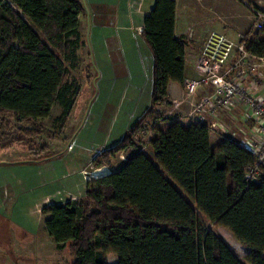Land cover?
I'll return each instance as SVG.
<instances>
[{"label":"trees","instance_id":"1","mask_svg":"<svg viewBox=\"0 0 264 264\" xmlns=\"http://www.w3.org/2000/svg\"><path fill=\"white\" fill-rule=\"evenodd\" d=\"M175 3L154 0L143 19L152 106L169 102L171 81L185 80L186 41L175 35ZM82 11L80 0H0V148L21 140L10 129L41 132L40 120L56 102L62 110L57 120L71 114L80 86L70 72L85 45ZM247 47L264 55V30ZM153 115L162 117L148 109L117 144L95 155L93 166L110 165ZM163 121L153 127L150 154L136 151L116 170L87 180L80 198L42 207L54 244L68 243L70 264H106V252L118 255L117 264H264V174L254 183L244 179L255 155L227 137L212 148L204 123ZM200 214L246 246L244 258L205 227Z\"/></svg>","mask_w":264,"mask_h":264},{"label":"crops","instance_id":"2","mask_svg":"<svg viewBox=\"0 0 264 264\" xmlns=\"http://www.w3.org/2000/svg\"><path fill=\"white\" fill-rule=\"evenodd\" d=\"M93 1L95 0H92V3H94ZM102 1H104L103 4L99 6L102 7L104 13L98 17L93 15L95 19L90 25L94 26L96 31L101 26L112 30L116 49H110L104 40L97 43L99 45L98 56L100 57L98 60L95 59V66L99 71V76L96 78L98 80V92L91 105L94 107L97 102H100L101 86L106 91L105 94H108L107 103L98 104L99 107L95 110L94 118L89 119L92 114L87 115L82 127L76 131L74 138L70 139L73 149L67 150L66 145L62 151L53 156L29 160L32 169L23 177H17L15 180L0 179V188L15 186V190H17L18 187L16 186H19L18 198L14 199L16 203L11 208L17 209V213L26 220L24 231L33 235H35L36 226L41 224V221L44 232H46L44 221L49 215L42 214L37 207L39 205L41 207L46 206L43 203L44 194L49 195L57 190L65 189L67 193L76 195L85 191L87 180L109 173L110 171L103 172L102 169V173L83 177V173H79V169L86 163L91 164L94 155L121 138L143 116L151 103L152 56L146 43H144L141 30L143 19L153 8L154 0H137L139 1L138 12L129 6L131 0ZM226 1L228 0H175V35L184 36L186 41L185 79L197 78L194 63L200 55L199 52L206 38V33L211 31L212 27L223 30L226 35L229 32L231 35L232 28L243 29L242 10L237 9L234 3L228 4ZM138 28L141 30L137 31ZM121 30L125 34L121 36L119 33L120 36H117V32ZM230 35L227 36L230 37ZM235 38L237 36L233 39ZM129 47L132 49L128 50ZM129 57L134 58V61L130 63L127 60ZM134 64L136 66L133 68ZM131 69L134 70V75L136 73L140 78L139 81L132 80ZM259 71L264 74V68ZM128 74L131 76H127ZM166 91H168V105L171 108H189L188 101L190 100H187L184 95L183 84L171 81ZM110 104L112 107L108 110L107 107ZM221 115L226 116V122L230 124L233 122L242 123L237 124L239 126L236 127L234 136L230 138L245 147L250 140L253 121L248 119L244 108L236 106ZM221 115L208 118V122L222 121L225 125ZM85 129L88 130L87 133H84ZM210 131H213L209 138L213 148L221 140V137H218L215 130L211 129ZM10 161L1 160L3 166L0 168L3 170L10 168ZM91 171L93 170H88V173ZM1 198L0 194V203L2 202ZM45 234L46 238L54 244L48 233ZM33 245L36 249V244Z\"/></svg>","mask_w":264,"mask_h":264},{"label":"rangeland","instance_id":"3","mask_svg":"<svg viewBox=\"0 0 264 264\" xmlns=\"http://www.w3.org/2000/svg\"><path fill=\"white\" fill-rule=\"evenodd\" d=\"M93 2L94 3H92V0H80V3L83 7V11L79 20L81 31L80 33L82 34V39L85 45H83L78 50V64L76 68H74V70L71 69L70 72L71 78H73L75 82L79 83L80 86V90L79 93H77L76 102L71 114L67 119H64L63 122L57 120L62 110L56 102L51 107L49 116L43 120H40L43 126V130L38 134H28L26 136L19 131L15 130L14 132L13 129H10L9 132L12 131L17 135V138H21V140H14L9 145L4 146V148H0V166H3L1 160H11L10 168H6L4 170L3 168H0V179L9 178L15 180L17 177H23L30 173V169H32V167L30 166L31 161L29 160H38L45 156H53L59 151H62L66 145L67 150L73 149V144H71L70 139H73L76 131L82 127L87 115L89 116L92 114L91 118L89 119L94 118L95 110H97V108L99 107L98 104H104V102L107 101L106 97L108 94H105L106 91H104L101 86L100 102H97L94 107L91 105L93 99L96 96V93L98 92V80H96V78L99 76V71H97L96 69L95 59L98 60V58L100 57L98 56L99 45L97 43L104 40L106 44L110 46V49L112 48L113 50L116 49V44L112 30H109L107 27L101 26L99 27V30L97 29L96 31V29L93 28L94 26L90 25L93 22V19H95L93 15L98 17L100 14L103 15L104 13L102 7L99 6L102 5L104 1L95 0ZM226 2L228 4H231L232 2L237 9L242 10L241 14H243L244 19L243 29L237 27L232 28L231 35L230 32H227V35H230V37H232L233 39L239 32H243L244 37L246 36L248 39L251 37H255L254 35L251 36L252 18L250 14L251 10L249 7H256L258 9L264 10V0H228ZM138 3L139 1L137 0H131L129 2V6L132 8V10L138 12ZM211 15L214 16V14ZM140 30V28L137 29V31ZM212 30L224 33L223 30H220L216 27H212ZM119 33H121V36L125 34V32L121 30L120 32H117V36H120ZM206 34H208V32ZM131 49L132 47H129L128 50ZM127 60L131 63L134 61V58L129 57ZM135 66L136 65L134 64L133 68ZM131 73L133 75L132 80H134L135 82L139 81L140 78L136 75V73L134 75L133 69H131ZM127 76H131V74H128ZM110 107H112L111 104L108 105L107 109L109 110ZM151 107H153V111L155 113H159V115L162 117L157 118V116L155 115L147 117L143 123V128L132 135L131 139L134 143L133 145H129L115 153L110 165L105 164L98 170H96V172L91 174L88 173V170L96 169L91 161V164L88 163V165L86 163L85 165H83V167H80L79 173H83V177H87L88 175L91 176L93 174L97 175L98 173H102V169L103 172L113 171L116 170L118 166L122 165L132 155V153H135L136 151L141 150L145 154H150L147 144L152 135L153 127L156 124L162 126L165 122L163 121V119L174 118L175 116L189 109L187 107L181 109L171 108L168 103L158 104L154 106H152V104L150 103L148 109H150ZM221 118H223L222 120H224L225 125L228 124L227 127L230 133L224 134L219 130H215L216 133H218V137L220 138L225 136H234L236 127L238 128L239 126L237 124L242 123L233 122L232 124H230L226 122V116L221 115ZM138 120L135 123H137ZM12 125H17L19 127L32 126V124H29L27 122H12ZM12 125L11 128H14V126ZM87 131L88 130L85 129L84 133H87ZM128 131L129 130H127L126 133ZM212 133L213 131H210V135H212ZM123 136L115 141V143L109 144L108 148L117 144L118 141L123 138ZM68 145H71V148H68ZM102 151L100 152L101 154ZM94 158L95 155L92 160ZM174 184L176 185V183ZM16 187H18L17 190H15V186H3L0 188V194L2 197V202L0 203V264H70L74 257L70 253L68 243L65 244L62 248H58L56 244H52V242H50V240L46 238V232H44L42 221L41 224L36 226L34 233L35 235L24 231V228H26V226H24L26 220H24V218H22L19 213H17V209L11 208L16 203L15 200L16 198H18L17 194H19L20 190L19 186ZM25 192H27V190H25ZM83 194V192L76 195L70 194L67 193L65 189H60L49 195L44 194L43 203L46 206L53 203H63L66 199L71 200L75 197V199H78ZM37 207L38 211L40 212L42 207L40 205ZM200 218L203 225L215 231L219 235L218 237H220L239 258H244V253L248 250V248H246V246H244L234 236H232L233 234L227 228L223 226L212 225V223L201 214ZM32 237L34 238L33 240L31 239ZM33 244H36V249H34ZM102 258L106 264L118 263V255L113 252L103 253ZM245 264L249 263L245 262Z\"/></svg>","mask_w":264,"mask_h":264},{"label":"built area","instance_id":"4","mask_svg":"<svg viewBox=\"0 0 264 264\" xmlns=\"http://www.w3.org/2000/svg\"><path fill=\"white\" fill-rule=\"evenodd\" d=\"M249 8L251 36H255L264 30V10ZM243 34L239 32L237 38L232 39L220 31L208 32L194 63L197 78L183 82L184 95L190 100L189 109L174 119L204 123L210 130L229 134L222 121L210 123L208 118L217 117L236 106L243 107L248 119L253 121L250 140L245 147L255 155V162L247 167L244 179L247 183H254L264 174V74L259 71L264 68V55L249 51L248 38Z\"/></svg>","mask_w":264,"mask_h":264}]
</instances>
